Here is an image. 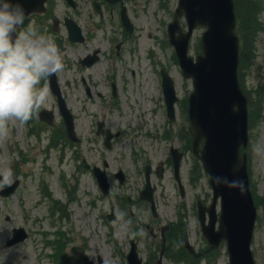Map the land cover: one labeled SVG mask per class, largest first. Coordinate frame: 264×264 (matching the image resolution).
Instances as JSON below:
<instances>
[{
	"label": "rangeland",
	"instance_id": "rangeland-1",
	"mask_svg": "<svg viewBox=\"0 0 264 264\" xmlns=\"http://www.w3.org/2000/svg\"><path fill=\"white\" fill-rule=\"evenodd\" d=\"M257 1L261 6L258 20L264 23V0ZM56 2V9L49 10L52 16L42 21V34L53 39L61 52L65 67L56 75L80 141L74 143L58 135L62 118L56 97L43 80L42 86L48 88L49 95L40 107L53 111L52 128L37 123L34 112L26 123L10 120L7 135L0 136V188L19 180L14 193L8 197L0 195V262L60 264L63 256L64 264H82L81 258L86 255L94 262L100 256L103 264H126L129 240L134 237L144 264H155L160 250L159 229L170 222L182 223L188 240L200 250L205 240L197 222L196 201L209 203L211 187L200 161L187 146L191 129L186 102L192 85L190 79L182 76L167 37L166 27L177 0H128L126 11L133 25L131 34L122 27L118 9L111 13L106 10L99 16L93 9L71 12L61 0ZM64 13L73 17L90 37L80 43L70 42L59 20ZM36 20L37 17L29 19L26 25L35 27ZM202 31V27L194 30L190 55L200 52ZM93 52L98 56L93 65L85 67L78 63L83 54ZM162 69L173 79L178 96L174 121L166 116ZM238 77L247 95L254 94L258 88L264 91V30L257 32L251 63ZM112 81L116 85L115 95H112ZM261 114V118L254 117L248 123V144L244 151L251 190L264 196V97ZM125 115H128L126 119ZM98 122L103 123L100 133H97ZM32 129L36 134L31 133ZM106 129L118 132L109 148L103 144ZM171 145L183 152L180 166L185 185L183 198L173 177ZM83 158L105 170L109 196L102 195L92 169L82 167ZM160 161L163 165H159ZM146 164L151 167L150 180L155 186L156 218L151 216L149 203L138 198L144 186ZM119 169L124 173L122 184L114 177ZM126 195L131 197L129 202L125 201ZM60 204L64 205V216L58 209ZM110 206L114 207L113 221L106 218ZM146 223L156 229L155 238L143 227ZM17 226L24 227L29 237L5 246L11 229ZM57 231L64 233V246L62 253L55 255L56 249L47 246L45 240H55ZM251 251L255 264H264L263 205H256ZM162 261L189 264L165 254ZM195 264H228L225 243L220 244L211 258H200Z\"/></svg>",
	"mask_w": 264,
	"mask_h": 264
},
{
	"label": "water",
	"instance_id": "water-1",
	"mask_svg": "<svg viewBox=\"0 0 264 264\" xmlns=\"http://www.w3.org/2000/svg\"><path fill=\"white\" fill-rule=\"evenodd\" d=\"M36 1L20 0L26 14L30 10H42L30 6ZM43 1L40 0V6ZM183 14L187 22L186 32L179 24V17ZM122 21L131 31L132 27L124 11L122 12ZM197 25L205 26L206 30L203 32L201 40L203 54L197 55L194 61L192 57L187 56V49L189 37ZM234 27L233 0H178L173 20L169 23L167 30L169 41L174 45L175 53L179 58L183 76L192 79L193 90L188 99V116L193 130L191 142L193 152L202 162L203 169L209 175L212 186V203L205 206L198 201V217L202 232L211 248L217 247L221 240L227 242L229 264H254L250 241L256 209L249 189L246 155L244 152L240 155V147L245 148L248 141L247 98L237 81L238 37L234 32ZM89 58L91 56H88L86 60ZM48 79L52 90L58 97L66 133L70 139L77 141L78 138L73 129V119L60 96L55 75ZM162 86L167 116L174 119V102L177 97L173 82L165 72H162ZM38 116L48 123L52 121L51 111L42 110ZM111 137L112 134L106 131L104 143L107 146H110ZM202 139H204V143L199 148ZM171 153L174 159V175L178 181L181 195H183L184 187L179 177L181 153L173 147H171ZM83 164L88 167L85 160H83ZM93 169L102 192L108 195L109 184L104 171L96 166ZM145 174L146 185L140 192V197L151 202V209L155 215L149 166H146ZM116 176L120 181L123 180L121 171ZM17 185L18 180L2 188L0 195H10ZM218 197H220L221 212L217 218L215 205ZM205 212L209 218L207 223L205 222ZM217 220L218 227L216 229ZM26 237L27 233L23 228H14L12 238L7 241L6 245H13ZM185 247L193 252L192 246L187 241H185ZM161 256L162 253L156 264H161ZM127 260V264H142L141 259L137 256L135 245H132ZM83 261L84 264H95L86 257L83 258ZM97 261L98 264H102L99 256Z\"/></svg>",
	"mask_w": 264,
	"mask_h": 264
},
{
	"label": "clouds",
	"instance_id": "clouds-1",
	"mask_svg": "<svg viewBox=\"0 0 264 264\" xmlns=\"http://www.w3.org/2000/svg\"><path fill=\"white\" fill-rule=\"evenodd\" d=\"M26 16L20 0H0V136L10 120L32 118L49 95L42 81L65 67L54 40L25 26Z\"/></svg>",
	"mask_w": 264,
	"mask_h": 264
},
{
	"label": "trees",
	"instance_id": "trees-1",
	"mask_svg": "<svg viewBox=\"0 0 264 264\" xmlns=\"http://www.w3.org/2000/svg\"><path fill=\"white\" fill-rule=\"evenodd\" d=\"M234 3L237 18L236 32L241 40L240 71H242L244 67L247 68L251 63L254 40L257 32L260 29H264V24L258 20L261 6L257 0H234ZM263 97L264 91L261 88L256 89L254 94L249 95L250 120L254 117H262ZM263 201L264 196H256L258 204H261ZM183 251L184 254L185 250Z\"/></svg>",
	"mask_w": 264,
	"mask_h": 264
},
{
	"label": "flooded vegetation",
	"instance_id": "flooded-vegetation-1",
	"mask_svg": "<svg viewBox=\"0 0 264 264\" xmlns=\"http://www.w3.org/2000/svg\"><path fill=\"white\" fill-rule=\"evenodd\" d=\"M61 1L64 4L65 9H70L71 12H74V10H77V9H93V10L94 9H101V13H97L94 10V12L99 16H102L103 12L106 10H109V12L111 13V11L113 9H118V17H119V21H120V11H121V9H126V2L128 0H61ZM57 4L58 3L56 2V0H47L45 3L46 10L44 13H42L43 15L42 14L41 15L46 20H48L49 17H51L53 14L52 12H49V10L54 11L57 7ZM89 6H90V8H88ZM30 16H32L31 19H35L36 16H38V14L35 15L34 13H32L29 15V17ZM68 19L74 20V18L70 17V15L68 13H64L62 15V17L59 19L60 22L63 23V28L65 29V31H66L65 21ZM45 27L47 28V26H45ZM79 27H80V25H79ZM87 37L89 38V36L87 34H84V39ZM129 208H130V206H129ZM129 212L131 214H134V212L131 211L130 209H129ZM175 224L176 223H171V224L165 226L166 227V246L168 247L170 245V246H177L180 248L183 246V239L186 236L185 228H184V225L180 223L183 227V230H179V228ZM173 233L175 234V237H174L175 243L173 242V239L171 238V235ZM154 237H156V235ZM160 239H161V237H160ZM207 247L208 246H206L204 249H201L199 252H201L202 255H206Z\"/></svg>",
	"mask_w": 264,
	"mask_h": 264
},
{
	"label": "bare ground",
	"instance_id": "bare-ground-1",
	"mask_svg": "<svg viewBox=\"0 0 264 264\" xmlns=\"http://www.w3.org/2000/svg\"><path fill=\"white\" fill-rule=\"evenodd\" d=\"M148 106H149V104L145 105L144 108L147 109ZM127 117H128V115H125L124 119H126ZM146 118L149 120V119H150V116L148 115ZM146 132H147V131H145V133H146Z\"/></svg>",
	"mask_w": 264,
	"mask_h": 264
}]
</instances>
